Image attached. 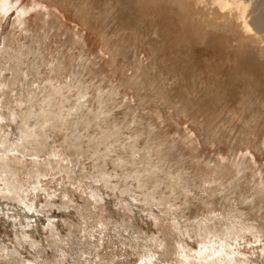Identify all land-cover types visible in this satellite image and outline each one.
<instances>
[{"label": "rangeland", "instance_id": "obj_1", "mask_svg": "<svg viewBox=\"0 0 264 264\" xmlns=\"http://www.w3.org/2000/svg\"><path fill=\"white\" fill-rule=\"evenodd\" d=\"M82 1L0 2V113L44 107L52 69L86 91L51 108L80 105L41 150L35 126L0 116V264H264V53L176 0Z\"/></svg>", "mask_w": 264, "mask_h": 264}, {"label": "bare ground", "instance_id": "obj_2", "mask_svg": "<svg viewBox=\"0 0 264 264\" xmlns=\"http://www.w3.org/2000/svg\"><path fill=\"white\" fill-rule=\"evenodd\" d=\"M8 1L10 0H0V2L5 5L3 6L5 9V12H7L10 9V4L8 3ZM50 3L53 2H58V0H48ZM128 3L130 4V2H134L136 1L137 4H139L141 7L146 4L149 3V0H127ZM130 1V2H129ZM181 2V5L183 8H185L186 10L189 9V7H192L195 9V15L194 17H192V19L194 20V22L198 25H202L206 28H211L213 30H222L226 36L231 37L234 39V41H238V47L239 48H244V49H259L261 54L264 53V0H176ZM131 2V3H132ZM63 5V4H61ZM88 4L87 2H85L84 0L81 2V4L78 6V12L82 15V14H86L88 13ZM92 9V8H91ZM76 10V12H77ZM23 11H26V9H23ZM22 13V12H20ZM136 13V12H135ZM85 17V16H84ZM84 19V18H82ZM90 19V18H89ZM85 20V19H84ZM87 20V19H86ZM87 22V21H86ZM49 23V22H48ZM46 23V24H48ZM198 25V26H199ZM55 29V28H54ZM52 27V30H54ZM192 31V30H191ZM51 33V32H50ZM48 35V34H47ZM50 35V34H49ZM45 38V37H44ZM47 38V37H46ZM49 38V37H48ZM47 38V39H48ZM41 40V38H40ZM45 40V39H44ZM37 41V40H36ZM42 42V41H41ZM40 41V45L42 44ZM210 42V40H209ZM231 43V42H230ZM42 46V45H41ZM41 52V51H40ZM84 53V52H83ZM83 57V56H82ZM87 58V57H86ZM85 58V59H86ZM88 59V58H87ZM60 61V60H59ZM63 61V60H62ZM86 61V60H85ZM60 63V62H58ZM57 63V64H58ZM65 64V63H64ZM63 62L60 65V69H63L64 66ZM19 65V64H18ZM38 66V65H37ZM41 66V65H40ZM11 67V65H10ZM9 67V68H10ZM58 67V66H57ZM18 68V67H17ZM42 68V67H41ZM56 68V67H55ZM67 68V67H66ZM57 69V68H56ZM56 69H52L53 72L51 76L47 79L46 84H44V89L46 91V93L48 94L47 98L45 97L46 100H43V102L45 103L44 107H40L38 108L39 110H33L31 107L25 111V113H20V115L17 113V111L15 112L13 111H9V113L4 114V113H0V116L2 118L5 119V121L8 122V125H10V122L12 121H16L18 117H20V122H24V125H28L29 123L33 126H35L37 128V130L35 131L34 135H33V139L31 141H29V144L32 145V149L33 150H41L42 148H44L46 146L47 140L49 138V130L52 129L53 127L56 126L57 122H60V125H66V124H71L72 122V116L76 115L78 113V111L80 110V105H76L72 108H70L69 110H67L66 113H64L63 115H57L54 112V110H52L51 108H55L53 106L58 105V104H63L65 103L67 100H69V96L66 95L65 93L67 91H73L74 89L79 91L80 96H84V94L86 93L85 88L82 87L80 81H69L66 83H61L58 79L57 76L55 75H60V72H57ZM73 69V68H72ZM10 70V69H9ZM41 70V69H40ZM39 71V70H38ZM64 72V71H63ZM66 72V69H65ZM79 72V71H78ZM74 74V73H73ZM77 74V73H76ZM79 74V73H78ZM241 75L243 76V78L249 83V82H254V77L246 71H241ZM61 76V75H60ZM65 76V75H64ZM73 76V75H72ZM76 76V75H75ZM77 76H80L77 75ZM62 78V77H61ZM78 78V77H77ZM71 79V78H70ZM73 79V77H72ZM80 79V77H79ZM81 80V79H80ZM68 81V80H65ZM43 89V90H44ZM75 90V91H76ZM44 92V91H43ZM58 96L57 98L55 96ZM45 96V94L43 95ZM44 98V97H43ZM101 98V97H100ZM104 98V97H102ZM60 105V106H61ZM58 107V106H57ZM56 107V108H57ZM12 110V109H9ZM57 113V112H56ZM99 115V114H98ZM255 121V120H254ZM253 122V121H252ZM87 123V122H86ZM89 123V122H88ZM87 123V124H88ZM86 124V125H87ZM73 125V124H72ZM76 125V124H75ZM257 126V125H256ZM16 130L19 132L22 131V129L16 128ZM108 133V132H107ZM113 134V133H112ZM111 134V135H112ZM76 135V134H75ZM110 134H106V136H111ZM115 135V134H114ZM105 136V137H106ZM75 137V136H74ZM107 137V138H108ZM106 138V139H107ZM95 142V138L93 139ZM97 140V138H96ZM100 141V140H99ZM92 142V141H91ZM102 142V141H101ZM100 142V143H101ZM96 143V142H95ZM97 144H99L97 142ZM99 152V151H98ZM98 152H96V154H98ZM4 152H0V163H4L3 160H5V155L3 154ZM146 153H149V151H147ZM118 159V158H117ZM122 161H124L122 159ZM121 161V162H122ZM120 162V163H121ZM127 162V161H126ZM122 164V163H121ZM238 164V163H237ZM244 164V163H243ZM1 165V164H0ZM122 166V165H120ZM1 168V167H0ZM140 171V170H139ZM149 172V171H148ZM153 172V171H152ZM139 173V172H138ZM149 174V173H147ZM151 174V173H150ZM139 174H137L138 177ZM184 177V176H183ZM182 176H177L175 178V181H173L172 186L174 185H181L182 186H186L184 184V178ZM139 179V178H138ZM139 182H141L139 180ZM142 185V184H140ZM144 185V184H143ZM233 188L237 186L236 183H234ZM144 187V186H143ZM174 187H172L173 189ZM171 189V188H170ZM185 189V187H184ZM10 191L6 190L3 191L2 189H0V201L4 200L5 202L9 201L11 197H9ZM150 194V193H149ZM154 194V193H153ZM152 197L153 195L150 194L147 196V200L148 197ZM254 199L252 202H256L255 200H257V202L259 204H263V198L264 195L259 192L256 191V194L253 196ZM150 199V198H149ZM14 200V199H13ZM12 200V201H13ZM10 202V201H9ZM16 202V201H15ZM4 203V202H3ZM2 203V204H3ZM12 203V202H11ZM10 203V204H11ZM14 203V202H13ZM12 203V204H13ZM16 205V204H15ZM14 205V206H15ZM19 205V203H18ZM17 207H13V205H9L11 211L14 210L15 212L20 211L26 215H28V220H35V216L31 215V214H40L41 210L40 208L35 209L33 207V209H31L32 207H30L28 209V211L30 212V214H28L27 211H25L24 207L21 209L20 205ZM261 207V206H260ZM19 212V213H20ZM26 212V213H25ZM245 213V212H244ZM15 214V213H14ZM237 214V213H236ZM16 215V214H15ZM239 216V215H238ZM240 217V216H239ZM19 218V217H18ZM50 225H53L52 222H55V217H50L48 218ZM241 220V219H240ZM37 221V220H36ZM209 222V221H208ZM30 223V222H29ZM29 223L26 226L29 225ZM33 224V222H31ZM210 223V222H209ZM240 224V223H239ZM31 227V226H30ZM29 227V228H30ZM32 228V227H31ZM28 229V228H27ZM34 229V228H33ZM205 232H211V229L206 225L205 228ZM231 229L228 228V231L223 232L222 234L227 236L228 234H230ZM24 232V231H23ZM27 232V231H26ZM25 232V234H27ZM29 233V232H28ZM30 234V233H29ZM232 235V233H231ZM28 236V235H27ZM31 236V235H29ZM211 236V235H210ZM214 237V236H213ZM232 237V236H231ZM26 236L21 235V242L23 243V241L25 240ZM27 239V238H26ZM31 239V237H30ZM214 239V238H213ZM232 239V238H229ZM29 240V239H28ZM210 240V239H209ZM223 243L220 244L223 247L225 246L227 240H222ZM32 242V240H31ZM220 242V241H219ZM243 242V241H242ZM33 243V242H32ZM42 243H44V241L42 240ZM34 244V243H33ZM207 244V243H206ZM215 245V244H214ZM237 245V244H236ZM256 246H258L259 244H255ZM233 246V245H232ZM238 246V245H237ZM206 247V248H205ZM219 247V246H218ZM221 247L220 249H218L216 247V249L214 248L213 250H211V252H214V256L218 258V260H224V258L222 257V254H226L227 256H231L230 257V262L232 263H236L239 260H237L234 255L236 254L234 250V252H230V253H226L227 251L224 250V248ZM234 247V246H233ZM261 247V246H260ZM237 248V247H236ZM242 248V247H241ZM22 248H20L19 250H16V252L21 251ZM209 248H207V246H203L198 250V258H204L205 260H207L208 258H212L211 253L208 250ZM211 249V248H210ZM216 260V259H215ZM29 263V261H27ZM244 264H248V261H244Z\"/></svg>", "mask_w": 264, "mask_h": 264}]
</instances>
